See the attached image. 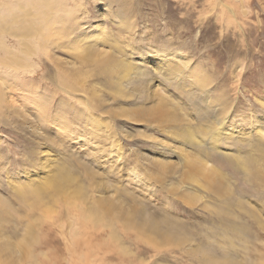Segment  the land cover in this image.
<instances>
[{
	"label": "rangeland",
	"instance_id": "obj_1",
	"mask_svg": "<svg viewBox=\"0 0 264 264\" xmlns=\"http://www.w3.org/2000/svg\"><path fill=\"white\" fill-rule=\"evenodd\" d=\"M84 1L85 7H78V12L79 16L87 21L81 19L87 23L83 25L84 28H92L93 33L88 37L93 39L97 35L98 39L105 38V42L107 41L106 46L98 43L100 53L108 54L110 48L105 49L108 45L116 47L128 56L127 59H134L138 64L141 56L152 59L164 56L166 51L179 53L185 59L176 60L177 63L185 65L188 86L184 88L182 81L168 85L165 77L154 73L148 60L145 70L154 84L140 80L143 85L137 88L136 93L141 92L144 97L148 95V100L139 103L142 108L135 109V104L115 98L107 74L103 73V77L99 74V65L93 60L88 62L86 71L90 65L94 71L88 73L92 77L86 82V94L96 106L104 110L102 114L99 113L100 117L104 116L105 122L118 128L119 135L117 133L116 139L123 147L122 155L117 159L111 151L115 136H111L107 125L102 127L103 124L97 125L89 120L79 109L77 99L56 87L55 81L66 79L68 74H73V69L79 68L77 60L73 54L69 55L67 49H50L48 54L55 55L61 64L60 69L55 66L56 60L54 63V60L42 57L48 68L46 73L44 72L45 76L39 71V75H34V83L14 89L10 96L15 99V104L32 118L31 121L40 134L48 139L51 137L52 145L49 140L41 143L28 128L22 127L16 118L13 129L0 124V219L3 218L0 223V237H3L2 241L0 240V261L6 264H204L196 253L201 255L203 248H207L216 261L222 262L232 255L238 264H264V229L261 228L264 222V181H253L254 191L247 186H240L241 183L233 179V188L242 199L240 201H247L248 205L234 200L229 209L234 211L236 219L220 217L215 211L225 204L224 201L208 191L200 193L204 196L203 202L199 199L192 202L182 200L176 189L165 188L156 174L141 169L139 156V151L149 152L148 155L152 159L157 158L164 163L181 166L178 156L171 152H162L160 146L155 144L158 141L184 158L188 156L191 167L197 165L196 157L188 155L192 151L186 150L165 133H161L155 121L150 118L151 114L155 110L158 112L160 108L166 114L172 113L187 119L194 126L197 122L191 112L197 114V108L207 107L211 111L210 118L216 116L224 122L228 117L226 127L230 128L236 124L240 133L248 135L252 132V138H258L253 142L264 144V137L260 136L264 133L259 134L251 130L256 118L264 116V0ZM65 41L70 44L71 49L72 41ZM100 53L97 51L96 57H92L94 60L98 59L99 63ZM66 63H70L74 68L68 69ZM84 70H81L82 73ZM25 77L31 78L30 75ZM201 84L206 85V88L198 86ZM156 86L160 88L158 91H161L163 97H170V105L155 107V103L159 102L156 97H152ZM194 89H197V92L193 93ZM205 89L210 92L209 100L203 97ZM119 91L121 92L120 89ZM193 96L195 103L191 100ZM224 103L228 106L225 107ZM189 107L192 110H189ZM124 110L127 114L137 110L141 120L136 122L129 118L116 117ZM66 123L67 129L64 128ZM162 126L166 127L164 124ZM96 134H99L98 137ZM105 139L108 142H105ZM221 146L227 147L225 143ZM233 147L240 149L245 158L251 154L256 159L252 161V167L264 173V165L259 162L258 153L253 152L245 141ZM116 159L117 161H114ZM62 165L71 173L74 187L79 185L87 189L90 180H99L100 184L95 186L96 192L92 195H96L98 201L99 194L109 201L106 200L105 204L103 200L101 207L107 205L106 208H112L117 205L124 208V215L122 213L119 219L123 216L125 219H115L118 221L113 233V228L109 226L101 229L96 226L101 233L94 231L95 226L83 218V213L76 212V206L72 205L69 214L63 204V197L61 203L56 193L46 190L41 192L39 188L42 187L43 181L58 173ZM239 187L244 188L239 191ZM38 190L43 196L42 203L39 207L32 208L29 218L34 217L27 222L25 208L37 204L34 194ZM249 204L256 210L260 219L254 218L244 210ZM205 205H208V208ZM78 206L79 210L83 204ZM88 207H83V212L89 213ZM133 208L136 210L135 214L130 211ZM73 213V219L78 217L80 220L78 235L74 234L73 224L70 222ZM35 216H40L36 236L43 242L41 246L37 245L35 249H31L37 255L33 262H30L31 260H25V242L35 240L30 233H25V230L29 223L33 224ZM146 221L159 223L169 234L155 237L144 229ZM15 230L19 232L15 234ZM90 233H97L94 240L99 245L102 243L101 246H92V250L82 244L74 246L75 242L82 241L87 235L90 236ZM4 238L13 244L14 252L2 250ZM20 244L25 247L21 252Z\"/></svg>",
	"mask_w": 264,
	"mask_h": 264
},
{
	"label": "bare ground",
	"instance_id": "obj_2",
	"mask_svg": "<svg viewBox=\"0 0 264 264\" xmlns=\"http://www.w3.org/2000/svg\"><path fill=\"white\" fill-rule=\"evenodd\" d=\"M85 4L86 2L84 0H0V124L10 126L13 129L14 128L13 125L16 123L14 119L16 118L17 122H19L22 127L28 128V130L32 134H34L35 137L41 143L45 141L47 142L48 140L49 142H51L50 141L51 137L48 139L46 138L47 136L43 137L40 134V131H38L34 127L31 121L32 118L30 119V117L27 116L26 113L15 104L16 103L15 99H12L10 94L14 93V89L23 88L26 85H28V83H34V75L37 73H38L37 75H39V71L42 73L43 76H45L44 72L46 73V69L48 70V68H46L42 57H44L46 60H54V63H56L57 61L55 55L48 54L50 53L49 52L50 49L52 51L67 49V51H69L70 53L69 55L71 56L73 54L74 59L77 60L75 61L77 62L76 64L79 68H77L76 70L73 69V71L71 70L73 74L72 75L68 74V76L69 75L70 76L69 77L67 76L66 79L55 81L57 84L56 87L61 89L66 95L67 94L72 95L73 98L77 99L78 101L77 105L79 109L81 110V112H84L86 114V117L89 118V120L96 122L97 125L102 126L103 124L104 126L102 127H105V125H107V127L110 129L109 133L111 134V136L113 138L115 136L114 141H112L113 150L111 151L115 153L116 158L118 159L122 155V147H123L121 146L122 144L116 139L119 135L118 128L115 127V125L113 124L111 125L109 122H105L106 119H103L104 116H102V118L100 117V114H102L104 110L101 107L96 106V103L95 102L93 103L92 99L89 98L88 95L86 94L87 93L86 82L88 81L89 77H92L89 75L90 73H92L90 71L91 70L94 71L90 64H89L90 67L86 71V68L88 67V62H90V60H93L95 64L99 65L98 67L100 68L99 70L100 72L99 71L98 72L100 75H102L103 73L107 74L106 75L107 80L110 81L109 83L111 86L110 88H112V94L115 98H122L126 100L127 103L135 104L134 106L135 109H140L142 107L139 105V103H142L143 100L145 101L148 100L147 99L148 95L144 97L141 92L136 93L137 88L143 85L142 83H140V80L143 79L149 82L150 84H154V81L150 79L147 71L145 70V67L147 66V61L149 60L148 64L150 63L152 65L154 73L160 74L161 76L165 77V80L167 81L168 85L174 82L179 84L182 81L181 83L182 86L186 88L188 86V80H187V74L185 72V65L177 63L178 61L176 60V58L180 60L181 58L183 59L185 58L179 53L166 51L167 53L164 56L162 57L159 56L158 58L152 57V59L150 58L146 59V57L141 56L139 60L140 62L138 61L140 64H138L134 61V59L128 58L129 59L128 60L127 59L128 56L126 55L127 56L126 57L125 54L120 49L109 46L108 44H107L108 45L107 48H105L107 50L108 47L110 48L108 50V54L105 55V53H100L99 46L97 47V45L100 44L101 46H106L105 44L107 41L105 42V38L98 39V37H96L97 35L94 36L95 38L93 39H91L92 37H88L90 33H93L92 28H90L89 26H87L88 28H84L85 24L87 25L86 23L87 21L86 19H82V17L79 16V12H78V7L84 8ZM81 19L85 20L86 22H82ZM65 40H67V42L70 40L72 41L71 49L69 46L70 44L65 43L66 42ZM97 51L98 53H100L101 56L100 63L98 59H97L98 62L96 59L95 60L94 58L92 59V57L95 56ZM57 63L55 66L59 68L61 64L60 63L57 64ZM141 64H143V66ZM66 65L69 67L68 69L74 68V66L71 65L70 63H66ZM95 66L96 65H93V67ZM68 69L66 71H68ZM83 69L85 70L82 73L81 70ZM96 69L95 72L98 70ZM26 75H30L31 78L27 79L28 76L25 77ZM56 75H58V73ZM102 76L104 77V75ZM41 78L44 77L41 76ZM150 84L148 85V87H150ZM198 86L202 88H206V85L204 84ZM119 89L121 90V92L119 91ZM154 89L156 92L154 94L152 93V97H156L157 100H159V102L155 103V107L157 108V106L159 105H165V106L170 105V97H163L161 95V91H158V89H160L159 87L156 86L154 87ZM196 90L197 89H194L192 90V92L193 93L197 92ZM96 92H98L97 89ZM203 97L206 100L210 99V92L208 89H205V91L203 92ZM192 99H193L192 102L195 103L196 100L194 96L191 98V100ZM224 106L227 107L228 105L224 103ZM199 109L197 108L198 110L196 111L197 114L195 112H191V114L194 116V119L197 122L194 126L191 125L187 121V119H183L176 114H172V113L166 114V112H164L162 108H160L158 112H156L155 110L150 117L153 120V122L155 121V124L157 125V128L161 133H165L167 136L171 138L173 142L185 147L186 150L192 151L188 155H193V157H196L195 159L197 165L191 167L190 166L191 164L189 165L188 156L184 158L183 156L179 155L176 151H172L171 149L165 148L162 143L157 141L155 142V144L160 146L162 152L164 153L171 152L174 153L176 156H178L181 166L179 165L177 166L176 164H172V163H164L162 162V160L159 161V159L157 158L152 159L148 155L149 152L143 153L142 151H139L141 152L139 153L141 169L148 171V173L151 172L153 174H156L165 188L169 190L176 189L178 195L182 198V200L186 202H192L194 201V199H199V201L203 202L204 196L200 194L201 191L202 192L208 191L209 193H212L214 196L220 198L222 201L225 202V204H223L222 206L216 209L215 211L216 215L218 214L220 217L223 216L226 218L236 219L237 216L233 213L234 211L232 212L229 208L231 207V204L234 202V200L240 201L241 198L240 196H238L237 191L234 189L235 187L232 184L233 183L232 180L233 179L238 180V182L241 183L239 184L240 186H247L249 187L248 189L250 188L254 189L255 187L253 185L254 184L253 181H257L259 183L264 181V173H262L261 170H259L258 168L252 167L253 166L252 161H256V159L252 157L251 154L250 155L248 154L247 158H245L244 157L245 155H241L240 149L237 148L233 149L235 148L233 147V145L240 144V142L245 141L247 146L252 148L253 152L258 153L259 162L263 163L264 165V144L254 143L253 140H258V138L256 139L252 138L253 136L251 135L252 132H250V134L248 133V135L245 133H240V130L237 129L236 124H234L233 127L230 128L226 127L225 122L226 123L229 122L228 117H226L223 122L217 119L216 116L210 118L211 111H209L207 107H204L203 109L201 108ZM189 110L192 109L189 107ZM116 117L123 119L129 118L130 120L136 122L141 120L137 110L130 112L128 114L126 113V110H124L123 112L118 113ZM254 122L255 125L252 126L251 130L257 131L259 134L264 133V116H258ZM67 124L68 123H66L64 127L65 129H67L66 127ZM162 124H164L166 127H163ZM102 130L100 132H102ZM243 134L245 135V138ZM97 135L99 134H96V136ZM248 136H250L249 140H248ZM260 136L263 138L264 134ZM1 140H2V136L0 135V142ZM105 142L108 141H106L105 139ZM223 143H225L227 147L222 148L221 144ZM50 145H52V142L50 143ZM42 156L44 155H41V157ZM117 159L114 161H117ZM86 170H88V168ZM70 174L71 173H68V171L65 169V167L63 168L62 165V168L59 169V172L55 173V175L53 176H50L49 180H46L45 182L43 181L42 187H40L39 189H41V192L46 190V192L52 191V193L53 192L56 193L57 196L60 197L59 200L61 203L63 197L64 198L63 204L66 208V211H68L69 214L73 206H76L77 210H78L77 206L79 204H83L82 208L89 206L88 207L89 209L87 211H89V213L91 212L90 214L87 212H83L84 210L82 208H80L78 211L76 210V212L83 213L84 215L83 218H85L87 222L89 221L91 224L95 226V228L91 227V229L93 228L95 229L94 231L101 233L99 232L98 228L101 229L109 226L113 228L112 231L113 233L114 226L116 225V221L118 220L121 221L125 219L124 216H123L124 219L123 217L119 219L122 213L124 215V210H123L124 208L117 205L112 206V208H106L107 205L106 207L105 206L101 207V204H103L104 202L103 200H105V198H102L104 196H101L99 194L98 198L100 199V201H98L97 198L95 197L96 195L95 196L92 195L95 194L96 192L95 186L100 184L99 180L98 179H97L98 181L90 180V185L89 186L87 185L88 186L87 189L86 187L83 188L82 186L79 185H76V187H74L73 177ZM84 174L86 176V172ZM230 175L232 176V179H230ZM88 176L90 177V175ZM174 179H176V181ZM243 188L239 187L238 190L241 191V189ZM41 192L40 190H38V192L34 194V196L37 198V204L34 207L31 208L24 207L25 211L27 212L25 213L26 215L25 218H27L26 219L27 222H29L30 219L34 217L32 216L31 218H29L30 217L29 213L32 211V208L39 207V204L42 203L41 201L43 196L41 195ZM106 200H105V204H106ZM121 202L123 203V201ZM241 204L248 205V202L244 201L241 202ZM206 206L208 208V205H205V207ZM244 210L247 211L248 214L252 215L254 218L259 217L260 219V216L258 215L256 210H254L253 207L250 206V204L248 208H244ZM21 211L24 212V210ZM130 211L134 214L136 212L134 208L130 209ZM2 215L3 214H1V216ZM39 217L40 216H35L33 220V224L32 222L29 223L25 230V233H30L31 236H33V240H35V242H32V240L29 241L25 240L26 241L25 245L27 246L25 260L26 259H28L29 261L31 260L30 262H33V259H35V256L37 255L32 250L35 249V246L37 245L41 246L43 242L38 238V236H36L38 232ZM73 218H74V213L72 214V218L70 222L71 224H73L72 226H73L74 234L78 235L77 232L80 230L78 229V222L80 220L78 219V217L75 219ZM116 218L118 220L115 221ZM1 219L3 220V218ZM1 219H0V223H2ZM262 224L263 225L261 228L264 229V222H262ZM59 226H61V223L59 224ZM96 226H98V228H96ZM130 226H132V223H130ZM144 229L147 232L149 231L152 235L158 238L169 234L168 231L163 230L159 225V223L155 221H150V222L146 221L144 225ZM84 230H85L84 231L85 234H87L88 232H86L87 230L85 227ZM17 232L19 231H16L15 234H17ZM96 234L97 233H93L90 236L87 235L88 236L87 238L83 239L82 241H79L81 243L75 242L74 246L77 247L79 246V244H82L86 248H90V250H92L93 248L92 246H95V248L101 246L102 243H100L99 245L94 240L95 236H97ZM0 238H1L0 240L2 241L3 237ZM118 238L120 237H117V239ZM3 240H5V238ZM74 241L75 240H73V242ZM12 245L9 241L5 240L1 244V248L4 252L6 251L14 252V246L12 247ZM19 246H20V252L25 250V247H23L22 244H20ZM206 249L203 248V252L201 253V255L196 253L201 258V261L204 264H238L237 261L231 257L232 255L228 256L229 254L225 255V257L226 256L228 257L226 258L224 257L225 258L224 261L222 262L218 260L216 261V258L214 259L215 256L213 257L212 253L211 256ZM0 264H6V263L0 261Z\"/></svg>",
	"mask_w": 264,
	"mask_h": 264
}]
</instances>
